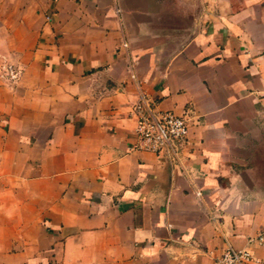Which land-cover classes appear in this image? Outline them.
<instances>
[{
	"label": "crops",
	"instance_id": "obj_1",
	"mask_svg": "<svg viewBox=\"0 0 264 264\" xmlns=\"http://www.w3.org/2000/svg\"><path fill=\"white\" fill-rule=\"evenodd\" d=\"M4 15L32 39L0 95L1 218L27 224L25 264H214L227 245L264 264L248 243L264 230V0H0ZM142 96L187 119L177 161L138 149Z\"/></svg>",
	"mask_w": 264,
	"mask_h": 264
},
{
	"label": "built area",
	"instance_id": "obj_2",
	"mask_svg": "<svg viewBox=\"0 0 264 264\" xmlns=\"http://www.w3.org/2000/svg\"><path fill=\"white\" fill-rule=\"evenodd\" d=\"M7 78L15 79L17 71L10 67ZM135 118L137 147L152 152L171 163L177 161L189 140V124L185 117L157 108L155 101L142 96L132 108ZM250 246L264 249V230L249 238ZM255 261L249 249H240L227 245L223 252L215 257L214 264H250ZM260 262V261H257Z\"/></svg>",
	"mask_w": 264,
	"mask_h": 264
},
{
	"label": "rangeland",
	"instance_id": "obj_3",
	"mask_svg": "<svg viewBox=\"0 0 264 264\" xmlns=\"http://www.w3.org/2000/svg\"><path fill=\"white\" fill-rule=\"evenodd\" d=\"M17 16H0V22L3 20L11 25V31L8 33L0 28V89L2 85L12 87L15 85L21 76V71L18 66L13 62L16 57L18 49L16 47V41L18 39L31 41L30 33L20 32L17 28ZM15 25V26H14ZM12 67L17 71V77L15 79L7 78V72ZM2 89L0 90V95ZM8 160H2L0 158V171L9 165ZM2 184V178L0 175V186ZM2 209L0 207V264H25L31 260L32 246L30 242L32 239H24L23 227L25 224H19L18 222L4 223L2 218ZM12 219V218H11ZM27 227V224L25 225ZM33 229H29L28 231ZM27 231V232H28ZM31 235V233H25Z\"/></svg>",
	"mask_w": 264,
	"mask_h": 264
}]
</instances>
